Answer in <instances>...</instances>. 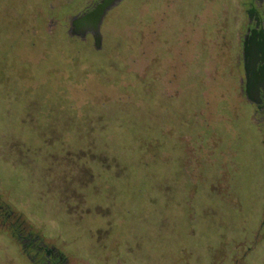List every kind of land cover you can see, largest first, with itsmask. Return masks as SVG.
Instances as JSON below:
<instances>
[{"label": "rangeland", "instance_id": "rangeland-1", "mask_svg": "<svg viewBox=\"0 0 264 264\" xmlns=\"http://www.w3.org/2000/svg\"><path fill=\"white\" fill-rule=\"evenodd\" d=\"M99 1L0 0V264H32L16 230L57 264H264L255 0H123L97 51L68 31Z\"/></svg>", "mask_w": 264, "mask_h": 264}, {"label": "water", "instance_id": "water-1", "mask_svg": "<svg viewBox=\"0 0 264 264\" xmlns=\"http://www.w3.org/2000/svg\"><path fill=\"white\" fill-rule=\"evenodd\" d=\"M122 1L100 0L91 10L72 18L69 23V36L84 39L89 34L93 39L95 50L99 51L102 45L100 30L103 21L106 15ZM242 59L245 72L244 93L247 101L257 106L264 100V66L256 68L258 62H264V43L257 45V48L252 50L248 49L244 43Z\"/></svg>", "mask_w": 264, "mask_h": 264}, {"label": "flooded vegetation", "instance_id": "flooded-vegetation-1", "mask_svg": "<svg viewBox=\"0 0 264 264\" xmlns=\"http://www.w3.org/2000/svg\"><path fill=\"white\" fill-rule=\"evenodd\" d=\"M263 0H255L253 4L249 5V10L247 12L248 16V26L245 30V34L242 36V46L245 43L247 48L256 49L257 45L264 43V11L259 12V9L262 7ZM262 56V55H261ZM264 66V62L260 61L257 63L256 68H261ZM262 97V93L260 94ZM262 106L259 111L262 112ZM12 212H9L7 205L2 204L0 201V224L3 226V223L9 222L12 217ZM13 226L12 224L10 225ZM13 230V229H12ZM16 240L20 241L24 248V257L28 259L32 264H57L54 260L57 255L53 250H47L43 244L37 243V237H32L31 233H28L26 236H23V232L16 230L11 233ZM32 252V254L30 253ZM40 254H43V257L38 259Z\"/></svg>", "mask_w": 264, "mask_h": 264}, {"label": "trees", "instance_id": "trees-1", "mask_svg": "<svg viewBox=\"0 0 264 264\" xmlns=\"http://www.w3.org/2000/svg\"><path fill=\"white\" fill-rule=\"evenodd\" d=\"M71 38H73V39H74L75 37H71Z\"/></svg>", "mask_w": 264, "mask_h": 264}]
</instances>
